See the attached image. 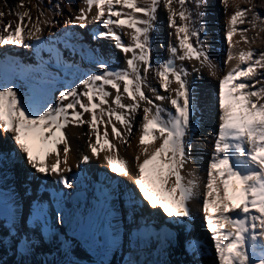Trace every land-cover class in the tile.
<instances>
[{"label": "snow or ice", "instance_id": "snow-or-ice-1", "mask_svg": "<svg viewBox=\"0 0 264 264\" xmlns=\"http://www.w3.org/2000/svg\"><path fill=\"white\" fill-rule=\"evenodd\" d=\"M206 2L82 0L86 7L66 18L65 25L85 28L90 23L99 24L102 30L94 33L92 39L111 40L112 47L125 56L126 66L112 67L100 61L99 71L86 73L70 85L62 84L63 90L59 91L54 102L48 99L36 102L32 95L49 83L46 77L55 80L45 66L50 67L49 62L41 59L35 68L18 66L20 74L30 78L31 82L28 93L22 96L14 82L0 80V135H12L14 144L34 173L54 174L57 183L72 190L74 183L64 174L72 170L68 164L72 149L66 129L69 125H87L89 131L85 135L91 155H81L80 164L89 163L93 157L100 159V154L106 153L103 159L111 173L132 176L139 193V197L135 191L129 193L133 213L138 207L137 201L142 198L148 207L162 212L168 219L188 222L194 218L191 205L197 202V211L210 234L215 264H264V52L233 50V37L237 32L241 33L244 43L248 42L243 36L248 29L238 28V24L245 23L246 8H238L226 24L228 50L224 64L238 62L218 81L216 105L219 122L206 176H198L196 170L188 172L191 178L182 175V170L192 159V141L196 132V99L189 77L194 73L199 76L204 67H217L201 33L206 13L200 9ZM222 3L227 11L228 0H222ZM189 4L195 5V9ZM161 6L167 12L168 27L174 29L169 36L175 35L176 42L168 44V58L153 64L152 33ZM35 7L38 15L33 17L25 0H18L16 4V9L23 11L9 8L5 0L8 11L0 9V47L35 48L38 58L40 52L46 50L52 54L57 66L72 71L75 65L64 63L55 47L43 48L41 33L54 21L47 17L41 3ZM94 7L95 15H90ZM52 8L55 15L62 14L60 3ZM6 16L15 19L5 20ZM254 16L258 20L264 19L259 12H254ZM125 29L130 31L125 32ZM64 35L67 38L74 33L66 31ZM124 35L129 36V41L122 39ZM64 43L66 48H74L67 39ZM185 61H197L199 67L193 65L189 70ZM149 74L157 78L158 88L148 83ZM146 90L152 95H146ZM141 112L138 129L141 152L134 157L132 167L119 155L118 147L109 137L129 145L136 117ZM85 114L90 118L85 119ZM50 155L55 156V162L51 164L46 159ZM173 178L174 183L169 187ZM27 182L25 178L24 183ZM154 186H159L171 198L170 206L152 194ZM27 191L24 188V192ZM102 195V207L106 216H111L107 191ZM62 213L63 207L57 203L52 212L55 226L63 225ZM33 219L46 224L47 213L43 204L34 205ZM150 234V229L140 233L141 236ZM171 235L168 232L163 234L169 244ZM191 236L189 233L186 238L185 254L189 251L195 254L202 247L200 240H193ZM176 242L180 244L179 236Z\"/></svg>", "mask_w": 264, "mask_h": 264}, {"label": "rangeland", "instance_id": "rangeland-1", "mask_svg": "<svg viewBox=\"0 0 264 264\" xmlns=\"http://www.w3.org/2000/svg\"><path fill=\"white\" fill-rule=\"evenodd\" d=\"M29 1L31 2V4H33V8H34L37 15H38V12H37L35 5L37 3H41V7L45 11L47 17L54 21V23L45 26L44 31L41 33L42 40H43V48L44 49H47L50 47L57 48V50L61 54V59H62V61H64V63L75 65V68L73 70L74 71L73 77L77 82H78L79 78L82 77L83 75H85L86 73H90L92 71H99L100 69L97 66H99L100 61H105L111 65L110 59L108 57H106V55H103L102 44H101L102 42H100L101 40L99 41V40L92 39L93 33H95V31L100 32L102 30L101 27L99 26V24L94 23V24L88 25L85 28H80L78 25L77 26H66L64 23L66 18H68L70 16H74L77 13L78 9L81 7L80 4H82L81 0H51V2H49V0H29ZM57 3H60L61 9H62L61 15H55L54 14L55 10L52 8V5H55ZM69 5H70V7H69ZM117 7H119V6H117ZM220 7H222V0H220L217 3V5H215V8H217V10H218V8L220 9ZM240 8H248L249 12H250L249 16L248 15L245 16V18H247V20L244 19L246 21L245 24H242L240 27H238V28H247L248 29L247 32L243 33V36L247 37V40H248V42L245 43V46L248 47V49L255 50L256 52H264V19L258 20L255 18V16H253V18L251 17V15H254V12H259L260 16L264 17V0H246V2H244L243 6ZM251 19H252V21H251ZM227 21H228V19L225 20V22H223V23L220 22V24L217 25L219 28V31H220V35H217L215 37V44H216L217 48H216V50L214 49V51H213L214 55H213V52L211 53L213 56L217 55V57L223 58L225 55V50H226V45H227V41H225L226 40V24H227ZM166 22H167L166 18L164 16L162 17V15L160 18H157V20L155 22V25L158 27L159 32H158V35L155 34V31L152 33V62H153V64H157L159 62H162L167 57L166 54H167L168 49L165 51V48H164L166 46V43L164 44V43H162L163 40H160V38L162 39L163 36L161 35L160 38L158 37L159 34L161 33V27H163V24L166 27ZM253 25H255V27ZM63 30H74V32H77L78 34L80 33L81 35H83V37H84L83 40H85L84 41L85 43L83 42V44H85V45H83V46L81 45L82 49H80L81 47L76 42H75L77 44L76 47L79 48V50H73V48H66L65 44H59V45L57 44L56 45V38L54 36L57 34H61V32ZM125 32H128L127 29H125ZM171 32H173L172 29H171ZM237 33L239 34V36H241L240 32H237ZM128 37H127V35H124L122 37V39L125 42H127V39H129ZM81 41H82V39H81ZM175 42H176V40H175V35H174L173 36V43H175ZM242 42H243V40H242ZM15 47L17 48V46H13L14 50H15ZM0 48L3 49L4 47H0ZM5 50H6V52L7 51L9 52L11 50V47L7 48L5 46ZM21 50H19V52H18L19 55H22V57L25 58V56H27L26 55V52H27L28 58L30 57L29 59H30V63H31L30 65L31 66H34L35 62H36V64H39L40 60L42 59L43 61L49 62V64L51 66L50 67L48 65H45V66L48 67V70L53 72V73L55 70L59 71L56 73H61L63 70L65 72H72V71H66L63 66H57L56 61L55 60L52 61L54 58L52 56V54L47 53L46 50H42L41 52H44L47 56H45V57L39 56V58L36 56L34 61L31 60V56H33L35 54V51L30 52L28 50H24V52H22ZM158 50L163 51L164 54L158 53L157 52ZM0 52H1V50H0ZM65 52H67V53H65ZM1 53H3V52H1ZM86 56H88L89 58L87 59ZM224 61L225 60H223V63H224ZM84 62L87 64H91V68L87 69L83 65ZM186 62L189 63L190 61H186ZM95 64H97V66ZM214 64L217 65L215 75H213V73L209 74V71H207V70H209V68L206 67V69H201V74L199 76L192 75L189 77L190 80L193 82L194 92H196L198 94V98H196V96H195V99H196V103L199 105V107H198L199 111H198V115H196V110L194 112V117H196V119H194L196 132H195V135H194V138L192 141L193 150L191 153V158L192 159L194 158L193 162L194 161H195V163H196V161L198 162V164L196 163L197 165H200V163L202 165L205 161V165L207 166L208 160L210 159V155H211L212 150H213L214 132H215V130L218 126V122H219L218 121V108L216 105V93L218 91V81L220 78H222V76L224 75L225 72L223 70L224 65H220V62L215 60ZM20 65H22V64L20 63ZM186 66L188 67V65H186ZM76 70H78V72ZM258 71H261V70L258 69ZM16 73H18V71ZM19 77H20V75L17 76V79H16L17 82H19L18 81ZM43 89H44V86H43L42 90ZM47 89H48V87H47ZM45 93H47V92H45V91L41 92V94H45ZM135 122H136V124H135V127L133 128V133H132L131 137H129V139H130L129 145L126 146V145L122 144L120 142V140L114 139V140H117V144L120 145L118 147L119 153H121L122 151L123 152L128 151V149L131 147H135V148L139 147L140 148V146H138L139 145L138 141H139L140 131L137 133L138 129H136L139 126L138 123L140 122V120H138V118H136ZM4 136H6V135H0V147L2 148L4 146L3 143L5 144V149L0 148V153H2V154H0V158H1V161H4L5 158L7 157V160L4 161L5 164L4 163L2 164V162L0 161L1 162L0 163V167H1L0 168V179H1L0 182L2 185L1 189H2V191H4L3 193L2 192L1 193L3 196H5V194H7L9 192V190L3 189V187L6 186L5 184L9 183V182H7V180H10V183H11L13 180V177L15 178V177L19 176L18 182H19L20 187H19L18 193H19L20 197L19 196L18 197L20 199H18L17 196L15 195V192H13V195L9 196L11 198L7 197L6 201L3 202V204H2L3 208H5V210L11 211V212H13L12 210H14L16 208V205L18 206V209L14 212L15 216H16L15 221L13 219L12 222L10 221L7 223L6 219H3L6 217V215H3L0 218V223H1L0 224V241H1L0 242V246H1L0 264H14V260H17V261L19 260L20 257L17 256V252L15 253V255L11 254V252H10L14 248V246L17 247V244L19 242H16V241L18 240L17 238H19V237H22V239H21V244L23 247L22 252L25 255L27 254L25 256V258L23 259L24 264H48V262L44 261V258L47 256L48 257L50 256L51 259L55 260L56 256L58 254H60L59 249L61 250V248H62V253L63 252L68 253L67 255H69V256L74 254V252L76 251V248L78 251H80V254H82V255H84L85 253L86 254L87 253L92 254V251L91 250L89 251L88 249H86V247L82 248L81 246L79 247L78 245L74 244L73 242H70L69 241L70 238H66L68 236V233H65L62 230V227H60V226H59V228L56 226L53 227V229L51 231V233H53V236L49 235V238H51L50 242L52 241L54 243H57L58 244L57 246L59 247V248L54 247L53 248L54 251H52V252H51V248H50L52 245L49 246V244H48L49 240L47 242V241H45V239H41V238H43V236H41L39 234L36 236H33V233H35L33 231L27 232L26 229L23 231L19 230L17 219L19 218L20 213L22 212V216H21L22 219H20L19 221H21V224L24 221V223L26 225L25 227H27L26 220H25L27 217L25 218V216H31V212L33 211L34 203H40L38 200L39 198H37V192H36L37 190H39V187H41L39 185V183H42V185L47 183V185L49 186L52 182V178L50 176H41L38 173H34L29 165L24 166V162L27 163L25 156H24V154H22L19 151L18 146H16L14 144V141L12 139V135L11 134L7 135V138H8L7 141H6ZM6 142H7V144H6ZM86 147L88 150V146H86ZM113 154H115V153H113ZM8 156L10 158H8ZM201 161H203V162H201ZM72 165L75 166V172L80 170L79 172H81L82 175L85 173V171H89L91 173V171L94 169V166H92L90 162L87 164H80L79 167H77L78 164H76V163L75 164L73 163ZM13 168H15L14 172H13ZM99 168H100L99 171L94 170V172H97V173L100 172L99 173L100 175H108V172L111 173L106 164H103L101 166L99 165ZM8 169H10L9 172H7ZM106 169H108L107 172L105 171ZM5 171H6V173H5ZM6 174H8V177H4ZM112 175H114V174H112ZM71 176L72 175H69L70 180H72ZM11 177H12V179H11ZM25 178H27L28 182L31 178V180H33L36 184L35 183L29 184L28 182H27L28 184L24 183ZM79 180H81V178H79ZM102 180H104V178H102ZM105 181H108V180H104V183H105ZM24 184H26V185L24 186ZM74 185L76 186V185H78V183L74 184ZM112 185H113V187L119 186L118 184H116V185L112 184ZM24 188H27L28 191L24 192ZM42 189L44 190L43 187H42ZM42 189H40V190H42ZM18 193H16V194H18ZM26 196H28V197H26ZM25 197H26V199H25ZM3 199H5V198H3ZM9 200L10 201L12 200L13 203H9ZM21 203L23 204V209L25 211L22 209ZM138 205H139V203H138ZM123 206L126 207V209L128 210V208H127L128 206L126 203H123ZM192 206L195 208V213H196V216L194 218L198 219L199 221H202L201 215L197 211V202H193ZM80 207L84 208L83 206H80ZM86 207L91 208V211L93 212V214L97 215V213H95V211H96L95 206L94 207L93 206H86ZM138 207H136V208H138ZM69 208H73V207H69ZM64 210L66 212V213L63 212L64 217L69 212L67 215L70 218V220H69L70 226L75 227L79 224L78 222H80V220L86 219L85 216H82L83 213H81V211H79V216L76 218V215H78V214L75 213V211L72 212L69 209L67 211L66 207ZM78 210H79V208H78ZM78 210L76 212H78ZM154 213L155 212H153V214ZM156 214H157V212H156ZM157 215H155V216L157 217ZM74 218L77 219L76 225H72V223H71V221L74 220ZM115 218L118 220V216ZM4 221H6V223H4ZM16 221H17V223H16ZM94 223L98 224L99 226H103V224L98 222V220H96ZM110 223L111 224L108 225L109 229L111 228V225H112V222H110ZM194 225L195 226H192V228H191V230H192L191 238L192 239H195V238L199 239L200 243L202 245L201 248L196 250L195 255H196L197 259L199 257L200 260H202L200 262V264H210V261L212 262V264H214L215 258H214V249H213L212 245L210 247L209 242H208V238L206 237V235L204 234V232L200 228L199 224L196 223ZM97 228L98 227H95L94 231H98L97 235H102L101 232L102 233H104V232L102 230H98ZM120 228H121V231H120V235H118L119 236L118 238L116 236V233L111 234L109 236L112 240L115 239L116 242L112 243L111 245H108L109 243L106 240V242H104L105 244L102 243V247H101L102 249H99L98 255H96L93 258L94 260L92 259V255H91V257L88 255L90 257V259L87 262L93 261L92 264H99L100 258H98V257L104 253V250L107 251L108 249H110L109 251H111V255L108 258H104V259L102 258L104 261L103 263H106V264H129V262H132V264H140V262H142V260L145 259V258L142 259V257L137 256L136 252H132L129 250L132 246L131 245L132 242L129 239L130 225L127 224L125 221H122L120 223ZM21 229H22V225H21ZM18 233L19 234L22 233L23 235H18ZM24 234H27L28 237L30 236L29 241L26 240V235H24ZM209 236H210V234H209ZM34 238L39 239V241L41 242V247L37 246V247H39L38 248L39 251L32 254V253H29L28 250H31V247L34 246V244L31 245V243H30V242L34 241ZM12 239L14 240V243H15V245H13V247L11 246L12 244L10 242V241H12ZM24 242H25V244H24ZM25 247H26V249H25ZM27 248H28V250H27ZM83 250H84V252H82ZM98 259H99V262L97 261ZM77 260H78V263H76V264H84V263L87 264L85 259L82 260L79 258ZM79 261H80V263H79ZM81 262H83V263H81ZM53 264H62V263L59 261V262H54ZM63 264H68V263L63 262ZM142 264H144V263H142Z\"/></svg>", "mask_w": 264, "mask_h": 264}, {"label": "bare ground", "instance_id": "bare-ground-1", "mask_svg": "<svg viewBox=\"0 0 264 264\" xmlns=\"http://www.w3.org/2000/svg\"><path fill=\"white\" fill-rule=\"evenodd\" d=\"M82 1V0H81ZM220 0H207V2L205 3V5L203 6V8H201L200 9V11H204L205 13H206V15H204V17H203V24H204V27H202L201 28V33H202V38L205 40V46H206V48H207V50H208V52L210 53V56H211V59H212V61H213V63L215 62V60L216 61H218V62H220V65H224V68H223V70H224V72H226L227 70H229L230 68H232L238 61H230V62H228V64H227V66H225V64L223 63V60H225L226 59V55H227V50H228V44L226 45V50H225V55H224V57L223 58H221V57H217V55H215V56H213L214 55V49L216 50V48H217V46H216V44H215V37L217 36V35H220V31H219V28H218V26L217 25H219L220 24V22L221 23H223V22H225V20H227V19H229L230 18V16L238 9V8H240V7H242L243 6V4H244V2H246V0H228V3H227V11H225V5L222 3V7H220V9L218 8V10H217V8H215V5H217V3L219 2ZM18 3V0H7V5H8V7L9 8H12V9H15V10H19V11H23L24 9H16V4ZM25 4H26V6L27 7H31V9H32V11H31V14H32V16L33 17H36L37 16V14H36V12H35V10H34V8H33V4H31V2L29 1V0H25ZM81 5V7H86V5L85 4H80ZM80 7V8H81ZM178 7V6H177ZM189 7H192L193 9H195V5H193V4H189ZM0 9H2V10H5V11H8V8H5V0H0ZM246 9H248V8H246ZM95 12H96V9H95V7L93 8V10H92V13L90 14V15H95ZM249 9H248V11H247V13L245 14V16L246 15H248L249 16ZM161 15H162V17L164 16L165 18H166V20H167V12H166V10L163 8V6H161L160 7V9H159V11H158V13H157V16H158V18H160L161 17ZM166 15V16H165ZM245 16L243 17V19H245V20H247V18H245ZM247 16V17H248ZM253 16L254 15H251V17L253 18ZM8 19H15V17L14 16H6L5 17V20H8ZM251 21H252V19H251ZM177 22L179 23L180 21L179 20H177ZM246 22V21H245ZM91 24H94V23H90V24H88V25H91ZM245 24V23H244ZM87 25V26H88ZM241 26V24H238V27H240ZM252 26V25H251ZM164 27V28H163ZM163 27H161V33L159 34V38H160V36L162 35L163 36V38L161 39L160 38V40H163L162 41V43H166V46L164 47L165 48V51L168 49V44L171 42V43H173V36L174 35H172L171 37L169 36V32H171V29H169V27H168V20H167V22H166V27L164 26V24H163ZM88 29V28H87ZM86 30V29H85ZM173 30V33H174V29H172ZM127 31H130V30H127ZM158 32H159V29H158V27L155 25V34L156 35H158ZM96 33V32H95ZM128 37V36H127ZM157 37V36H156ZM79 38V39H78ZM129 38V37H128ZM75 41H77L78 43H81V39H82V42H84L85 40H83V38H81V37H79V35L77 34V35H75V38H73ZM79 40V41H78ZM101 40V41H100ZM99 41L100 42H102L101 44H102V50H103V55H106V57H108L109 59H110V62H111V65L113 66V67H125L126 65H125V56L123 55V54H121L119 51H117V50H115L113 47H112V41L111 40H106V39H100ZM90 41V40H89ZM127 41H129V39H127ZM226 41V40H225ZM237 41H239V43H237ZM93 42V41H92ZM225 43V42H224ZM233 44H234V51H239L240 49H243V50H248V47H246L245 46V43H243L242 42V40H241V36H239V34L237 33L234 37H233ZM57 45V44H56ZM75 45H77L76 43H75ZM81 48L80 49H82V46L81 45H79ZM7 48H9V47H11V50L8 52H6V50H5V46H4V50L3 49H1L0 48V50H1V52H3V53H1L0 52V59L1 58H5V57H7V59H12V58H9L8 56H10V55H14L15 57H17L18 55H17V48L15 47V50H14V48H13V46H6ZM17 47H21V49L24 51V50H28V51H30V52H33V51H35V54L33 55V56H31V60L33 61V60H35V58H36V50H35V48H31V49H29V48H24V47H22V46H17ZM87 47V46H86ZM57 49V48H56ZM76 50V49H75ZM158 53H160V54H164L163 53V51H157ZM213 52V55L211 54ZM12 53H14V54H12ZM47 53H49V52H47ZM65 53H67V52H65ZM26 54H27V56L25 57L27 60H23V57H20L19 56V58L18 59H15V60H8V61H5L6 63H4L3 62V64L0 66V72H1V75H0V80H2L4 83H8L9 81H12V82H14L15 83V85H16V87H18L19 89H20V94L23 96V95H25V94H27L28 93V84L31 82V79H26L24 76H22L21 74H20V72H19V65H20V63L22 64V65H20V66H23V67H31V68H34V67H36L38 64H36V62H35V64H34V66H31L30 64V57L28 58V53L26 52ZM168 55H169V53H168V51H167V54H166V58H168ZM40 56H42V57H45V56H47L44 52H40ZM86 58L88 59L89 57L88 56H86ZM116 59V60H115ZM55 59L53 58V60L52 61H54ZM62 60V59H61ZM118 62V63H117ZM177 63H179V61H177ZM185 64L186 65H188V68H189V70H191L192 69V67H193V65H196V67H199V62H197V61H190L189 63H187L186 61H185ZM7 65H10V66H7ZM87 69H90L91 68V64H87V63H85L84 62V64H83ZM96 66H97V64H95ZM98 68H99V66H97ZM62 68V67H61ZM217 68V67H216ZM216 68L215 69H209V70H207V71H209V74H212L213 72L215 73V71H216ZM202 69H206V67H204V68H202ZM221 69V68H220ZM74 70V69H73ZM72 70V72H65L64 70L61 72V73H56V72H59L58 70H55L54 71V73H53V77L55 78V80L53 81L52 80V78H50V77H46L45 79H47L48 81H49V83H47V84H45V85H47V87H48V89H46L45 90V92H47V93H45V94H41V92L43 91L42 90V88H40V89H37L35 92H33V98L36 100V102H40V101H42L43 99H48V100H51V101H55V98L58 96V94H59V91L60 90H63V88H62V84H65V85H70V84H72L73 83V81H76L75 79H74V77H73V71ZM18 71V73H16ZM49 71V70H48ZM49 72H51V71H49ZM225 74V73H224ZM18 75H20V77H19V79H18V81L19 82H17L16 81V79H17V76ZM193 75H195V76H197L195 73L193 74ZM215 75V74H214ZM190 79V78H189ZM196 81V80H195ZM20 83V84H19ZM148 83L152 86V87H157L158 88V82H157V78L155 77V75L154 74H149V76H148ZM174 86V85H173ZM195 93V96H196V98H198V94L196 93V92H194ZM146 95H149V96H151L152 95V93L150 92V91H147L146 90ZM125 102H127V101H125ZM157 103H159V102H157ZM197 104V103H196ZM165 106H167V105H165ZM198 107H199V105L197 104L196 105V115H198V111H199V109H198ZM201 107V106H200ZM141 116H142V112L140 113V115H138L136 118H138V120H140V118H141ZM90 117L88 116V114H85V119H89ZM194 119H196V117H194ZM136 121V120H135ZM195 121V120H194ZM135 124H136V122H135ZM138 127L136 128V129H139V127H140V122L138 123ZM101 127V131H103V125H101L100 126ZM89 131V129H88V126L87 125H85V126H83V127H74V126H71V125H69L68 126V128L66 129V135H67V137H68V139H69V142H70V144H71V152L69 153V160H68V164L71 166V172L69 173V172H65L64 174L69 178V175H72L71 177H72V181H73V183L74 184H77L78 183V185H74V188L72 189V190H68V189H66V188H64V186L63 185H61V184H59V183H57L56 182V177H55V175L53 174V175H49L51 178H52V182H51V184L48 186L47 185V183H45L44 185H42V183H39V185L41 186V187H39V190H37L36 192H37V198H39L38 200H39V202L41 203V204H43L44 205V207H45V209H46V207H48L49 209L48 210H45V212L47 213V217L49 216L50 217V219H48L47 218V222H46V224L44 223V222H38V221H35L34 219H33V211L31 212V216H25V220H26V224H27V227H25L26 225H25V223H24V221L22 222V224H21V221H20V223L18 224V226H19V230H25L26 229V231L27 232H35V233H33V236H36V235H41V236H43V239H45V241H47L48 242V240H49V242H48V244H49V246H51L50 248H51V252L52 251H54V247H56V248H59L57 245V243H54V242H50V239L51 238H49V235H52L53 236V233H51V231H52V229H53V227H55V225H54V223H53V219H52V212L53 211H55L56 210V208H57V201L59 200L58 198H57V196L56 195H58L59 196V191H62V195L60 196L61 197V199H60V202L61 203H64L65 205H66V210L68 211V209L69 210H71L72 212L73 211H75V213H78V212H76V209L77 208H79V211H81V213H83L82 214V216H85L86 217V219H82V220H80V222H78L79 224L77 225V226H75V227H73V226H70V222H69V220H70V218H69V216L66 214V216L64 217V215H63V217H64V223H63V225L62 226H60V227H62V230L65 232V233H68V232H70L71 234H73V233H76V231L78 230V228L81 226V225H87V227H88V237H87V239L84 241V242H82V243H78V242H75L79 247L81 246L82 248L83 247H86V249H88L89 251L91 250L92 251V254H84V255H82V254H80V251H78L77 250V248H76V251L74 252V254H72V255H67L68 253H62V248H61V250L59 249V251H60V254H58L57 256H56V259L54 260V259H51V257L49 256H47V257H45L44 258V261L45 262H61L62 264H63V262H65V263H68V264H75L74 262L76 261V263H78V260L77 259H82V260H86V263L87 264H92L93 263V261L92 262H87L89 259H90V257H91V255H92V259L96 256V255H98V251H99V249H102L101 247H102V243H104V242H106V240H107V238L103 235L105 232H106V230H103V227L104 226H101V229L100 230H102V231H105L104 233H102L101 232V234L102 235H97V233H95L96 231H94V227H95V225H94V222L96 221V220H98V222H100V223H102V224H104L106 221H104L103 220V217L104 216H97L96 214H93V212L91 211V208H87L86 206H95V204H96V202H94V201H97L98 199V197L96 196V194L93 192V191H91L92 189L90 188H87L86 189V186H88V184H90V182H89V176H88V174H87V172H89V171H85V173L82 175V177H81V180H79V178L77 177V176H75L74 174L76 173L75 172V166L74 165H72L73 163L75 164H79L80 163V161H79V157L81 156V155H83V154H89V155H91L90 154V152L87 150V140H88V137L85 135V133H87ZM109 132H110V128H109ZM139 131H137V133H138ZM5 137V139H6V141H7V136H4ZM109 138H111L112 139V141H113V143H115L116 144V146L117 147H119L120 145H118L117 144V140H114L111 136L109 137ZM6 144H7V142H6ZM138 146H140V145H138ZM151 147L152 146H150V150H151ZM122 149V148H121ZM140 152H141V147L139 148H135V147H131V148H129L128 149V151H122L121 153H119V155L121 156V157H124L125 159H127L128 160V162H129V165L130 166H132V167H134V157L136 156V155H138V154H140ZM106 153H101L100 154V159H96V158H92L91 160H90V163H91V165L92 166H94V170H96V171H99V165L101 166V165H103V164H106L105 163V161H104V159H103V156L105 155ZM208 156V155H207ZM6 157V156H5ZM8 158H10L9 156H8ZM47 159V161L51 164V163H54L55 162V156L54 155H50L49 157H47L46 158ZM143 159V156H141V160ZM194 159V158H193ZM193 159H191V162L190 163H188L186 166H185V168L182 170V175H184L185 176V178L187 179V178H191V177H189L188 176V172L189 171H191V170H196V174L198 175V176H200V177H205L206 176V168H207V166L205 165V161H204V163L201 165V163H200V165H197L198 164V162L196 161V163H195V161L193 162ZM201 159V158H200ZM7 160V157L5 158V160L4 161H6ZM207 160V159H206ZM0 161H1V158H0ZM4 161H1L2 162V164L4 163L5 164V162ZM200 161V160H199ZM0 162V163H1ZM78 162V163H77ZM201 162H203V161H201ZM90 165V164H89ZM24 166H28V163H25L24 162ZM62 167H67V166H65V165H62ZM1 168V167H0ZM74 169V170H73ZM10 171V170H9ZM80 170H78L77 172H79ZM75 172V173H74ZM100 173V172H99ZM110 174H114V173H110ZM41 176H44L43 174H40ZM116 174H114L113 176L114 177H116L117 179H119V180H122V181H124V183L128 186V187H131V190L129 189V188H127V187H122V186H116L115 187V189L117 190V191H119L118 192V195H119V197H121V196H123L122 194H121V192H120V190H127V191H125L126 192V194H128L129 195V193H131V192H133V191H135V194H136V192H137V194H138V196H139V193H138V190H136L135 189V186H134V184H133V177L132 176H128V177H123V176H115ZM87 178V179H86ZM104 178V180H106L107 178L106 177H103ZM11 179H12V177H11ZM70 179V178H69ZM109 180V179H108ZM0 181H1V179H0ZM13 181V180H12ZM7 182H9L10 183V180H7ZM29 182L31 183V184H33V183H35L33 180H31V178H30V180H29ZM77 182V183H76ZM89 182V183H88ZM8 183V184H9ZM110 183H112V184H114V185H116L115 184V182L113 183V181H111L110 180ZM174 183V178L173 179H171L170 181H169V187L172 185ZM36 184V183H35ZM48 186V187H47ZM42 187L44 188V190L42 189ZM113 187V186H112ZM2 185H1V182H0V218L3 216V215H6V217L4 218V219H6V221H7V223L8 222H12V220L14 219V221H15V219H16V216H15V211L18 209V206L16 205V208L14 209V210H12L13 212H11V211H8V210H5V208H3V202H5L6 201V198L8 197V198H11V197H9V196H11V195H13V192H15V195L17 196L18 194H16L17 192H16V190H14V189H11V188H16V187H9V185L8 186H4L3 187V189L5 190H9V192L7 193V194H5V196H3L2 195V193L4 192V191H2ZM40 189H42V190H40ZM112 189V191H114V193H115V189L114 188H111ZM52 190H55L56 192V195L55 196H53V195H51L49 192L50 191H52ZM152 194L157 198V199H159L161 202H164V203H166V204H168L169 206L171 205V198L166 194V193H164L163 192V189H161L159 186H154L152 189ZM116 191V192H117ZM2 192V193H1ZM69 193V194H68ZM90 193V194H89ZM84 195V196H82V195ZM88 194H89V196H88ZM230 195H231V191H230ZM15 196V197H16ZM63 197V198H62ZM3 198H5V199H3ZM18 199H20V198H18ZM67 199V200H66ZM82 199V202L80 203V205H78V203H79V201ZM35 200V199H34ZM140 200V202H142V204H143V206H144V208H145V206L146 207H148L147 206V203L146 202H144V201H142V198L141 199H139ZM33 201V200H32ZM124 201V200H123ZM98 202V201H97ZM117 202L119 203V199L117 200ZM9 203H13L12 202V200L10 201L9 200ZM8 203V204H9ZM124 203H126V201L124 202ZM234 203H235V201H234ZM82 204V205H81ZM93 204V205H92ZM77 205H78V207H77ZM21 206H22V209H23V205L21 204ZM80 206H83L84 208H81ZM139 207L138 208H136L135 209V211L137 212L136 213V217L137 216H139V215H141V212L143 213V208H141V203H139V205H138ZM192 206V205H191ZM25 207V206H24ZM69 207H73V208H69ZM87 208V209H86ZM130 209H131V207H130ZM149 209H151L150 207H148V209H147V213H149V212H151V210H149ZM192 209H193V213H194V217L196 216V213H195V208L192 206ZM24 210V209H23ZM31 210V209H30ZM25 211V210H24ZM153 211L154 210H152V213H153ZM64 213H66V212H64ZM160 213H162V212H160ZM63 214V213H62ZM155 214H156V212H155ZM155 214H153V216L156 218V216H155ZM29 215V214H28ZM162 215H164L163 213H162ZM146 217L148 216L147 214L145 215ZM164 217H166L165 215H164ZM199 217V216H198ZM105 218V217H104ZM19 219V218H18ZM18 219H17V221H18ZM20 219H22L21 217H20ZM99 219L101 220V221H99ZM195 219V218H194ZM75 220V221H74ZM74 220H72L71 221V223H72V225H76L77 224V219L76 218H74ZM6 221H4V223H6ZM17 221H16V223H17ZM1 224V223H0ZM21 225H22V229H21ZM15 226V225H14ZM45 227H47L48 228V231L47 232H45ZM56 227H58L59 228V226H56ZM134 229V228H133ZM38 232V233H37ZM63 233V232H62ZM133 234V231L129 234V239L130 240H132L131 242H132V246H131V248L129 249L130 251H132V252H136L137 254V256H140V257H142V259H144V260H142V262H140V264H142V263H144V264H163V263H161V262H159L158 261V255H159V253L156 255V256H150V258H148V257H146L143 253H144V251L143 250H145V248H146V250L147 251H151L153 248H155L156 247V243L151 239V240H144V239H142L141 241H139V242H136V241H138L137 239H136V236H133L132 235ZM6 235V234H5ZM4 235V236H5ZM18 235H23L22 233L21 234H19L18 233ZM24 235H26V240H28L29 241V237L27 236V234H24ZM75 235V234H74ZM133 236V237H132ZM186 237H188L187 236V234H186ZM67 238V237H66ZM18 240L16 241V242H19L18 244H17V247L16 246H14V248L12 249V250H15V252H17V256H19L20 258H19V260L17 261V260H14V264H24V261H23V259L25 258V254H23V247H22V244H21V239H22V237H19V238H17ZM105 239V240H104ZM136 241H135V240ZM186 238H184L183 237V241L185 240ZM11 240V239H10ZM32 241V240H31ZM69 241L70 242H73L72 241V238H70L69 239ZM134 241V242H133ZM1 242V241H0ZM11 242V244H12V241H10ZM32 242H34V247H32V250H30V252L32 253V254H34V253H36V252H38L39 251V247H41V242L39 241V239H35L34 238V241H32ZM13 243H14V240H13ZM31 243V242H30ZM5 244V243H4ZM24 244H25V242H24ZM23 244V245H24ZM105 244V243H104ZM103 244V245H104ZM15 245V244H14ZM21 246V247H20ZM37 246H39V247H37ZM147 246V247H146ZM43 247V246H42ZM62 247V246H61ZM3 248V247H2ZM0 249H1V246H0ZM25 249H26V247H25ZM45 249V248H44ZM53 249V250H52ZM27 250H28V248H27ZM41 250V249H40ZM110 249H108L107 251L106 250H104V253L103 254H101L98 258H100V263L99 264H106V263H103L104 261H103V259L104 258H108L110 255H111V251H109ZM121 250V249H120ZM198 250V249H197ZM118 251V250H117ZM73 252V251H72ZM82 252H84V250L82 251ZM41 253V252H40ZM100 253V252H99ZM15 255V254H14ZM37 255V254H36ZM90 257H89V256ZM195 255V254H194ZM16 256V257H17ZM103 258V259H102ZM137 258V257H136ZM15 259V258H14ZM94 260V259H93ZM139 260V259H138ZM197 263H199V262H201L202 260H200V258L198 257V259L197 260H195ZM199 261V262H198ZM96 262V261H95ZM99 262V261H98ZM214 262V261H213ZM79 263H80V261H79ZM81 263H83V262H81ZM85 264V263H84ZM210 264H212V262L210 261ZM214 264H215V262H214Z\"/></svg>", "mask_w": 264, "mask_h": 264}, {"label": "water", "instance_id": "water-1", "mask_svg": "<svg viewBox=\"0 0 264 264\" xmlns=\"http://www.w3.org/2000/svg\"><path fill=\"white\" fill-rule=\"evenodd\" d=\"M195 223L199 224L200 228L202 229V231L204 232V234L208 238L209 245L211 246V241L209 240L208 234H207L203 224L200 221H196ZM86 235H87V227L84 225V226H82L81 230L79 231V233L77 235L78 241H80V242L83 241L86 238Z\"/></svg>", "mask_w": 264, "mask_h": 264}]
</instances>
